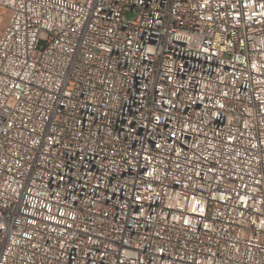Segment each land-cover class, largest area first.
Listing matches in <instances>:
<instances>
[{"label":"built area","instance_id":"2783aa9c","mask_svg":"<svg viewBox=\"0 0 264 264\" xmlns=\"http://www.w3.org/2000/svg\"><path fill=\"white\" fill-rule=\"evenodd\" d=\"M0 10V264H264V0Z\"/></svg>","mask_w":264,"mask_h":264},{"label":"rangeland","instance_id":"374dc122","mask_svg":"<svg viewBox=\"0 0 264 264\" xmlns=\"http://www.w3.org/2000/svg\"><path fill=\"white\" fill-rule=\"evenodd\" d=\"M8 13L4 10H0V30L7 22Z\"/></svg>","mask_w":264,"mask_h":264}]
</instances>
